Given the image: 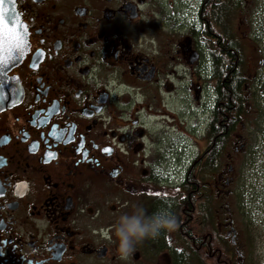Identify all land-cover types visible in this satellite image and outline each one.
I'll use <instances>...</instances> for the list:
<instances>
[{
  "label": "flooded vegetation",
  "instance_id": "flooded-vegetation-1",
  "mask_svg": "<svg viewBox=\"0 0 264 264\" xmlns=\"http://www.w3.org/2000/svg\"><path fill=\"white\" fill-rule=\"evenodd\" d=\"M12 2L25 50L0 79V264H264L260 47L246 72L244 48L231 61L164 0ZM136 203L176 224L124 256L114 225Z\"/></svg>",
  "mask_w": 264,
  "mask_h": 264
},
{
  "label": "trees",
  "instance_id": "trees-1",
  "mask_svg": "<svg viewBox=\"0 0 264 264\" xmlns=\"http://www.w3.org/2000/svg\"><path fill=\"white\" fill-rule=\"evenodd\" d=\"M247 1L250 0H202L198 10L196 28L199 38L201 39V35L209 38L206 44L211 47H224L227 45L231 50V61L235 60L233 59L235 53H237L238 56L240 53V44L242 43L237 39L236 25L239 21L238 17L241 16ZM251 20H253V22L251 21L250 38L252 42L262 50V65L259 67L258 76L256 77L259 87L260 85H264V8ZM190 27L193 29L195 28L194 25H187V28ZM220 66L223 70V62L220 63ZM230 68H232V64ZM241 86L242 82L239 81L234 74L227 88L232 100H239ZM227 91L225 93H227Z\"/></svg>",
  "mask_w": 264,
  "mask_h": 264
},
{
  "label": "clouds",
  "instance_id": "clouds-1",
  "mask_svg": "<svg viewBox=\"0 0 264 264\" xmlns=\"http://www.w3.org/2000/svg\"><path fill=\"white\" fill-rule=\"evenodd\" d=\"M175 224L176 217L171 209L149 213L142 203H136L131 211L122 212L115 221L118 249L122 255L128 256L137 245L159 237Z\"/></svg>",
  "mask_w": 264,
  "mask_h": 264
},
{
  "label": "rangeland",
  "instance_id": "rangeland-1",
  "mask_svg": "<svg viewBox=\"0 0 264 264\" xmlns=\"http://www.w3.org/2000/svg\"><path fill=\"white\" fill-rule=\"evenodd\" d=\"M166 13L172 15V19L179 23L182 28L185 23L188 26L195 24V15L198 14V10L201 6L202 0H164ZM264 0H250L244 5L241 16L238 17L240 20L236 25L238 35L242 36L244 44L241 45L242 59L246 65V72H255L259 55L252 41L250 40L251 25L249 21L256 17L259 12L264 8ZM193 23V24H192ZM184 35H181V42L184 43ZM248 73V74H252Z\"/></svg>",
  "mask_w": 264,
  "mask_h": 264
},
{
  "label": "snow or ice",
  "instance_id": "snow-or-ice-1",
  "mask_svg": "<svg viewBox=\"0 0 264 264\" xmlns=\"http://www.w3.org/2000/svg\"><path fill=\"white\" fill-rule=\"evenodd\" d=\"M6 0H0V64L3 63V55L5 53L4 49V37L5 34L8 35V37L15 36V42L14 44L9 45V51H15L17 49L21 50L23 49V46L25 44L23 40V35L21 33V25H19L16 21V16L13 13L11 19H9L7 13L9 9L5 8ZM10 2V0H8Z\"/></svg>",
  "mask_w": 264,
  "mask_h": 264
},
{
  "label": "water",
  "instance_id": "water-1",
  "mask_svg": "<svg viewBox=\"0 0 264 264\" xmlns=\"http://www.w3.org/2000/svg\"><path fill=\"white\" fill-rule=\"evenodd\" d=\"M5 8L9 9L7 15L9 17V19H11L13 13L15 14L16 16V21L19 25H21L20 23V19L15 11V7L13 5V2L12 0H10V2H8V0H6L5 2V5H4ZM22 26V25H21ZM23 35V40H24V29L23 27H21V33ZM15 36L13 37H8L7 34H5V37H4V49H5V53L3 55V63L0 64V79L1 77L10 69L12 68L13 66H15L22 58L23 54H24V50H25V44L23 46V49L22 51L17 49L15 51H9V45L10 44H14L15 42Z\"/></svg>",
  "mask_w": 264,
  "mask_h": 264
}]
</instances>
